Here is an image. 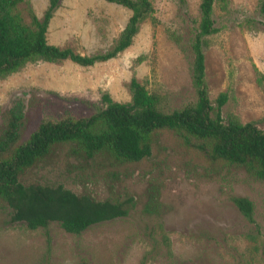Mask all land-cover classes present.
I'll list each match as a JSON object with an SVG mask.
<instances>
[{
  "label": "rangeland",
  "instance_id": "rangeland-1",
  "mask_svg": "<svg viewBox=\"0 0 264 264\" xmlns=\"http://www.w3.org/2000/svg\"><path fill=\"white\" fill-rule=\"evenodd\" d=\"M47 4L23 0L25 23L30 24L29 9L41 18ZM199 5L200 0H152V16L115 58L89 67L71 61L27 64L1 79L0 133L17 100L23 104L21 135L26 137L41 122L95 113L104 94L129 102L133 78L159 95L166 111L193 102L190 45ZM130 16L127 8L105 0H61L46 39L81 55L105 52ZM213 19L218 32L207 38L204 51L209 100L214 105L227 93L222 117L257 122L264 132L259 0H216ZM21 182L61 185L100 201H129V213L74 235L55 222L30 230L13 222L10 208L0 203V264H264V182L209 161L171 131L159 132L151 156L140 162L102 157L84 162L60 149ZM234 197L252 202L254 222L242 215Z\"/></svg>",
  "mask_w": 264,
  "mask_h": 264
},
{
  "label": "trees",
  "instance_id": "trees-1",
  "mask_svg": "<svg viewBox=\"0 0 264 264\" xmlns=\"http://www.w3.org/2000/svg\"><path fill=\"white\" fill-rule=\"evenodd\" d=\"M105 1L127 8L131 16L108 50L81 55L47 42V30L61 0H48L41 18L29 9L30 24L25 23L19 9L23 0H0V80L27 64L71 61L89 67L126 50L141 23L152 16V0ZM215 2L200 0V20L190 45L195 100L182 108L166 111L161 97L133 78L129 102H115L104 94L103 107L95 113L41 122L24 137L23 104L21 100L15 102L0 133V203L10 208L13 222H23L30 230L55 222L65 232L80 235L94 225L126 217L129 201H100L61 185H26L21 178L60 149H67L69 157L84 162L97 157L120 164L140 162L151 156L155 137L164 130L175 133L209 161L237 168L264 182V132L257 122L242 123L232 114L222 117L227 93H221L214 105L208 97L204 51L209 44L207 38L218 32L213 19ZM259 12L264 18V0H259ZM259 83L262 85V77ZM232 202L249 222H254L250 200L234 197Z\"/></svg>",
  "mask_w": 264,
  "mask_h": 264
}]
</instances>
